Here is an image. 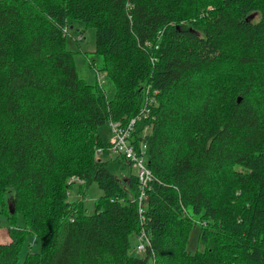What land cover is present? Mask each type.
Instances as JSON below:
<instances>
[{"label": "trees", "instance_id": "1", "mask_svg": "<svg viewBox=\"0 0 264 264\" xmlns=\"http://www.w3.org/2000/svg\"><path fill=\"white\" fill-rule=\"evenodd\" d=\"M70 20L94 27L112 95L78 74ZM137 116L142 214L135 169L98 132ZM76 181L101 188L93 211ZM0 211V264H264V0H0ZM25 232L40 248L21 261Z\"/></svg>", "mask_w": 264, "mask_h": 264}, {"label": "rangeland", "instance_id": "2", "mask_svg": "<svg viewBox=\"0 0 264 264\" xmlns=\"http://www.w3.org/2000/svg\"><path fill=\"white\" fill-rule=\"evenodd\" d=\"M257 16V15H256ZM67 35V46L74 52V60L78 74L90 83L96 82L95 68L91 65V61L96 62V67L101 66V57L97 55L95 50L96 44V32L94 27L87 26L83 21L80 20H70L68 22ZM81 35V38L78 37ZM100 71V70H99ZM100 73L105 77V83L103 88L106 90L108 95L114 93V86L112 81L105 76L103 71ZM98 132L105 139L109 140L110 130L109 125L105 124L99 127ZM102 190L97 185L96 182H91L86 185L82 190L78 181L74 182L70 188L69 198L70 200H82L83 204L88 208L89 211H93L94 203L101 196ZM20 226L24 227V220L19 216ZM8 218L7 214L0 211V234L6 237L8 233ZM199 225L193 227L192 232L189 237L187 247L190 251L194 252L198 249H203L204 245L199 240ZM9 235V234H8ZM4 239V238H3ZM133 243L136 245V238H132ZM0 241H2L0 239ZM3 242V241H2ZM40 248L39 240L31 232H25V236L22 241L20 248L19 259L22 261L26 257L27 253L32 251H37Z\"/></svg>", "mask_w": 264, "mask_h": 264}, {"label": "built area", "instance_id": "3", "mask_svg": "<svg viewBox=\"0 0 264 264\" xmlns=\"http://www.w3.org/2000/svg\"><path fill=\"white\" fill-rule=\"evenodd\" d=\"M67 29L65 28V31ZM81 38V35L78 39ZM152 60H155L154 58ZM95 75L98 83L102 85L105 82V77L100 73V71L95 68ZM150 89L147 87V96L145 99V105L142 108V114L144 117H147L150 113L149 102L151 101V97L148 95ZM140 116L133 117L127 124H122L120 121L111 120L109 122L110 126V137H109V150L114 153L123 155L125 159L132 165L135 169L136 174L139 178L140 183V192L137 197L133 200L138 203L139 213H143L144 202L147 198V194L145 189L148 187L149 182L152 180V171L148 167L146 162V145L141 143L139 147H137L133 141L131 140V133L134 127V124ZM104 150L103 147H97L95 151V156L98 157L100 153ZM143 218V215H142ZM150 243V236L142 230L138 235V240L136 244V252L143 253L146 246Z\"/></svg>", "mask_w": 264, "mask_h": 264}, {"label": "crops", "instance_id": "4", "mask_svg": "<svg viewBox=\"0 0 264 264\" xmlns=\"http://www.w3.org/2000/svg\"><path fill=\"white\" fill-rule=\"evenodd\" d=\"M4 238V239H3ZM0 239L3 241V242H7L10 240V236L8 235V233L6 234V237L3 236L2 234H0Z\"/></svg>", "mask_w": 264, "mask_h": 264}]
</instances>
